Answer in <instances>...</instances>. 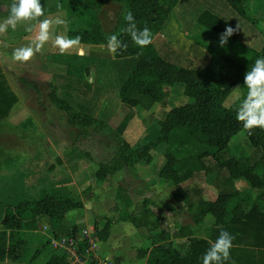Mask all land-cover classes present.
Masks as SVG:
<instances>
[{
  "label": "trees",
  "instance_id": "1",
  "mask_svg": "<svg viewBox=\"0 0 264 264\" xmlns=\"http://www.w3.org/2000/svg\"><path fill=\"white\" fill-rule=\"evenodd\" d=\"M226 1L239 15L253 23L257 22L249 12L248 0ZM109 2L117 4L118 8L114 28L106 30L99 15ZM177 3L178 0H68V21L78 16L85 24L77 32L70 28L69 37L80 36V42L83 43L107 44L108 37L115 34L127 44L126 50L114 54L115 59L135 57V67L119 91L125 104L141 111H149L156 104L167 106L170 88L175 84L183 87L187 102L174 105L160 120V134L156 142L133 146L108 123L77 110L61 98L55 86L48 96L66 114L70 126L79 129L78 135H87L90 128L106 127L113 137L115 151L109 158L98 162L95 172L98 180H105L124 167L133 169L136 161L151 157V147L157 142H164L166 161L160 177L167 184L175 186L171 190V197L193 212L192 218L196 225L201 224L207 216L215 219L206 236L198 234L190 225L183 226L182 232L178 233L180 237H187V244L176 245L172 239L173 234L160 225L161 216L153 208L157 202L144 198L142 202L134 203L127 189L119 186L117 197L120 202L114 207L118 217H96L98 237H108L112 225L118 221L130 222L138 229L147 230L144 244L137 249V257L146 258L145 264H202L203 254L210 246V241H214L221 230H227L234 236V240L231 259L226 264H264V129L255 128L249 134L235 118L236 106L246 93L245 73L256 58L264 57V47L258 50L242 46L240 57L229 52L223 53L212 58L205 67L195 68L165 58L153 42L141 49L124 32L127 26L124 19L126 13L133 14L138 28L146 26L152 33L162 27ZM198 20L207 29L220 33L225 31L227 25L236 27L209 10L202 11ZM239 36L240 29L231 37L237 41ZM1 73L0 120L9 115L17 101L16 94L5 85ZM21 80L38 90L36 82L25 78ZM239 86L243 88L242 96L230 106L224 105L227 97ZM33 122V118L29 117L17 126L5 122L0 124H6L12 129H23L24 135L28 134L26 130H29L28 126L33 125ZM242 130L254 148L252 154L225 157L231 139ZM194 144L200 146L198 153H191L187 149V146ZM17 156L0 149V170L6 164L14 165ZM202 170L216 175L214 183L218 196L214 200L204 198L200 187L188 189L179 186ZM237 179H245L250 187L242 190L237 188ZM83 206V201L71 195L66 186L45 190L38 198H26L5 205L0 218V264L20 261L32 240V233L41 232L44 228L49 239L43 236L44 242L35 249L32 260L43 253L51 236L78 235L79 229L68 220V215ZM168 209L172 210L173 206L169 205ZM97 219H103L100 222L102 224ZM79 247V255L88 260L87 264H101L86 253L83 243ZM44 264L71 263L67 254L54 252Z\"/></svg>",
  "mask_w": 264,
  "mask_h": 264
},
{
  "label": "rangeland",
  "instance_id": "2",
  "mask_svg": "<svg viewBox=\"0 0 264 264\" xmlns=\"http://www.w3.org/2000/svg\"><path fill=\"white\" fill-rule=\"evenodd\" d=\"M0 2L10 3L11 0H0ZM41 2L44 5L46 18L61 17L67 20L68 0H41ZM58 4L61 7L58 8ZM247 5L249 12L256 18V23L239 15L226 0H178L162 27L152 32V42L165 58L176 64L195 68L205 67L212 58L223 53L229 52L240 57L239 54L243 52L242 46L261 50L264 47V0H248ZM117 8V4L112 2L104 6L99 15L104 29L114 28ZM204 10L214 12L236 26L239 24L240 36L237 41L229 37L228 43L221 46L219 44L221 33L207 29L198 20L199 14ZM6 15L8 12L0 9V17L5 19ZM84 26L85 24L78 19V16H74L70 22L68 21L67 31L63 27L54 25L52 34L53 37L61 32L65 35L70 28L77 32ZM16 30L19 32L17 33ZM16 30L9 28L5 34H0L1 78L8 89L17 96V101L10 110L11 116L4 122L16 126L31 117L36 127L33 128V122V125L28 126L29 130H26L28 134L23 135V129H12L1 123L0 149L9 154H17L20 162L31 160L30 164H32L34 160L44 159L48 170L54 171L60 162L64 164L63 169L56 173V177L54 173L49 176L50 179L52 177L56 179L55 187L66 185L71 195L83 201V208L69 213L68 220L78 227V234L81 238L84 234V236H92L95 240L88 254L101 264H145L146 262V258L137 257V249L144 244V235L147 232L145 228L138 229L130 222L118 221L112 225L108 237L101 239L97 235L96 217H118V212L114 210V207L120 202L117 197L119 186L127 189L134 203L142 202L144 198H151L157 202L153 208L161 216L160 225L173 234L172 239L176 245L187 244V237H180L178 233L182 232L183 226L190 225L198 234L206 236L210 227L215 223L214 217L207 216L201 224L196 225L192 218L193 212L188 210L182 202L171 197V190L175 186L171 183L167 184L160 177L161 168L166 161L164 142H157L151 147V157L136 161L133 169L124 167L107 179L98 180L95 175L98 162L109 158L115 151L113 137L110 136L106 127L90 128L87 135H78L79 129L69 125L66 114L58 109L48 96L55 86L58 94L61 93L63 99L69 101L71 105L74 104L77 110L93 116L105 115L106 118H101V120L117 130L131 145L138 146L156 142L160 134V120L174 105L187 102L183 87L175 84L170 88L171 94L167 106L156 104L149 111H141L129 106L121 100L119 91L135 67V57L117 60L108 51L107 44L80 42L75 48L78 47L77 53H79V48L84 47V54L79 55V59L73 60V64L70 65V73L74 77L72 87L75 90H66L62 86L59 88L56 85L57 82L62 85L66 80L62 81L59 78L52 80L50 73L41 71V69H37L39 73L34 72L33 62L21 63L12 60L13 50L26 46L34 37V33L26 32L23 26H18ZM49 47L53 50L56 48L53 43ZM40 56L42 59L48 58L46 54L36 53L37 58ZM21 78L36 82L38 90L23 82ZM89 82L92 84L89 85ZM242 94L243 88L237 87L227 97L224 105L230 106ZM44 130H49L53 134L44 135ZM38 141L50 145L52 152L56 150L57 155L52 156L47 146L43 150L40 148L35 150L34 145ZM187 149L191 153H198L200 146L189 145ZM253 150L246 132L242 130L231 139L225 157L247 156L252 154ZM4 166L6 167L1 170L12 167L11 164ZM34 166L38 169L36 162ZM215 176L203 170L198 171L179 186L188 189L200 187L203 189L204 198L214 200L218 196L214 183ZM39 177L41 174L34 175L33 182L32 180L27 181V178L24 179V176L16 171L0 177V206L15 204L26 198H38L39 196H33V187L25 188V192L22 193L20 184L23 180L25 183L39 184ZM236 186L242 190L249 188L250 184L245 179H237ZM169 205L173 206L172 210L168 209ZM130 209L132 210L133 206ZM165 213H168L167 216ZM97 220L99 223L103 221V219ZM46 232L44 228L41 232L32 233V240L20 261H6L3 264H44L54 252L67 254L68 261L74 264L69 259L67 251L53 244L52 240L40 256L34 260L31 259L35 249L44 242L43 236L49 239ZM84 260L88 263L87 259Z\"/></svg>",
  "mask_w": 264,
  "mask_h": 264
},
{
  "label": "clouds",
  "instance_id": "3",
  "mask_svg": "<svg viewBox=\"0 0 264 264\" xmlns=\"http://www.w3.org/2000/svg\"><path fill=\"white\" fill-rule=\"evenodd\" d=\"M57 7L59 8L61 5L58 4ZM0 9L8 12L7 17L0 21V34H5L9 28L15 31L18 26H23L26 32L34 33L33 39L26 46L13 50V61L21 63L30 61L36 53L43 50L44 45L50 40H52L53 46L59 49L61 55L80 44V36L68 37L57 34L53 37V26L63 27L67 31L68 21L61 17L46 18L41 0L0 2ZM42 17L45 18L41 19ZM124 19L127 21L124 32L137 46L143 49L152 43L151 30L146 26L142 29L138 28L131 12L126 13ZM239 29V24L235 28L227 25L225 31L220 34L219 44L226 45L229 37ZM107 49L114 55L120 50H126L127 44L114 34L108 37ZM78 54L83 55L84 53L80 51ZM244 86L246 93L236 106L235 118L242 124L243 129L251 134L255 128L264 129V57L256 58L251 64L244 76ZM167 214L165 213L166 216ZM233 240L234 236L230 232L221 230L216 239L210 241V246L203 254L202 264H226L230 261Z\"/></svg>",
  "mask_w": 264,
  "mask_h": 264
},
{
  "label": "crops",
  "instance_id": "4",
  "mask_svg": "<svg viewBox=\"0 0 264 264\" xmlns=\"http://www.w3.org/2000/svg\"><path fill=\"white\" fill-rule=\"evenodd\" d=\"M1 16H3V14H1ZM4 17H7V15ZM3 20H4V18L0 17V21H3ZM67 21H68V19H67ZM16 31H17V33L19 32L18 30H16ZM60 35H62V32L60 33ZM65 35L69 37V32H67ZM17 39H19V38H17ZM52 43H53L52 40H50L47 44L44 45L45 47L41 51V55L46 54L48 56L47 59H42L41 56H40V58H37L36 54H35V58H32L28 62H33L32 67H33L34 72H38L37 69H41V71H48L50 73V77H52V80H53V78L54 79L59 78V79H62V81L66 80L62 85L58 84V82L56 85H58V87L62 86L66 90L71 91L73 89L72 86H73L74 77H72V74L70 73V65L73 64V60L79 59V54L77 53L78 47L77 48L73 47L67 53L61 55L58 48H55V50H53L52 47H49V45H51ZM79 49H80V51H84L85 48L80 47ZM99 65H101V64H99ZM91 84L92 83L89 82V85H91ZM74 90L75 89H73V91ZM60 95H61V93H59V96ZM61 97H62V95H61ZM62 98H64V97H62ZM98 98H99V96H98ZM72 105H74V104H72ZM10 114H11V112H9V115L7 117L1 119L0 121H2L4 123V121L9 119L8 117L11 116ZM94 117H97L100 119L106 118L105 115H103V114L95 115ZM17 125H19V124H17ZM46 134H53V133L51 131L49 132V130L48 131L44 130V135H46ZM45 146L48 147V151H51L52 156L55 157V155H57L56 150L54 152H52V148L50 147V145L42 144V141H38V143L34 145V148H35V150L38 148H40V150H43V148ZM35 162L37 164L38 169L36 168V166H34ZM30 163H31V160H27L24 162L19 161L18 163L16 162L14 165H11L12 167H10V168H12V169H10V168H9L10 170L5 169L7 171L0 170V177H5L7 174H9L13 171H16V172H19L20 174H22L24 176V179L27 178V181L32 180V182H33L34 181V175L41 174V177H39V184H36L35 182L33 184H30L28 182L25 183V180H23L20 184L21 185L20 190L22 191V193L25 192V190H24L25 188L33 187L34 188V191H33L34 197L40 196L41 193L45 190H49V189L54 188L55 187L54 184L57 181L53 177H52V179H50L49 175H52V173H54V177H56L55 176L56 173L57 172L59 173L61 171V169H63L62 166H64V164H61V162H60L57 165L56 169L53 171V170L46 169V164H45L46 161L44 159H42V161L34 160V163H32V164H30ZM44 185H45V187H43ZM58 186L61 187V186H66V185H58ZM58 186L56 185V187H58ZM5 205L6 204H3L0 206V218L3 215V209H4Z\"/></svg>",
  "mask_w": 264,
  "mask_h": 264
},
{
  "label": "built area",
  "instance_id": "5",
  "mask_svg": "<svg viewBox=\"0 0 264 264\" xmlns=\"http://www.w3.org/2000/svg\"><path fill=\"white\" fill-rule=\"evenodd\" d=\"M87 233L89 234V232ZM79 235L80 234L76 236H51L50 238L53 244H55L56 246H60L64 248L65 251H67V253L69 254V259L74 264H85L87 263V261L79 255V244L84 243L86 245V253L88 254V250L90 251L93 248L95 240L90 235L84 236L83 234L82 238Z\"/></svg>",
  "mask_w": 264,
  "mask_h": 264
}]
</instances>
